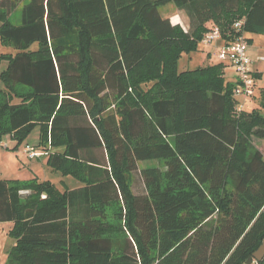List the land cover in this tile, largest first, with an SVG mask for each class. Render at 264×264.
<instances>
[{
	"label": "trees",
	"instance_id": "1",
	"mask_svg": "<svg viewBox=\"0 0 264 264\" xmlns=\"http://www.w3.org/2000/svg\"><path fill=\"white\" fill-rule=\"evenodd\" d=\"M18 2L0 0L12 49L0 52V140L17 149L37 127L32 146L54 147L47 165L79 185L0 176L14 238L3 264H248L264 238V154L249 150L264 138V85L238 109L227 64L178 62L213 26L221 45L264 35V0H29L14 24ZM168 3L186 28L163 15ZM148 161L162 163L138 167Z\"/></svg>",
	"mask_w": 264,
	"mask_h": 264
},
{
	"label": "rangeland",
	"instance_id": "2",
	"mask_svg": "<svg viewBox=\"0 0 264 264\" xmlns=\"http://www.w3.org/2000/svg\"><path fill=\"white\" fill-rule=\"evenodd\" d=\"M29 0H20L16 5V8L8 15L9 21L14 24L20 23L21 17V9ZM163 15H171L177 13L180 16L176 17V20L179 23L185 24L186 22H182L185 20V15L182 11H178L173 3H168L161 9ZM175 19H173L174 22ZM180 26H182L180 24ZM184 26V25H183ZM247 37L250 35L246 34ZM250 41H247L248 49L247 53L251 59L250 67L253 73H260L259 76L255 77L257 87H262L264 85V35L257 34L251 37ZM215 42L213 41L209 45H205L201 43L198 46V49L194 52H191V57L189 55L184 54L183 57L180 58L178 62V68L183 69L185 63L190 59V61L186 64L187 69H193L197 66H203L208 63H217L219 62L217 58L218 49L214 48ZM12 49L9 47H4L0 45V52H10ZM208 53H210L209 56ZM187 59V60H186ZM2 68V64L0 65V69ZM224 70H226V74L231 76L232 68L228 65L225 66ZM223 70V71H224ZM234 79V75H233ZM259 97V89H255L254 97H251L247 101L242 98H238L239 101L245 107L248 104V108L255 107L258 104ZM39 138V129L36 127L33 131L28 135V137L18 146L17 149H14L15 141L10 139L9 136H5L0 140V176L6 179H18L20 181H26L33 177H37L39 180H50L55 186L63 190L65 186L73 187L79 185L78 181L70 178L63 177L60 172H56L52 170L46 161L47 150L53 151L55 148L49 146L39 147L40 150L44 151V155L41 157H29L27 154L23 152V147L28 145H36ZM258 149L264 154V138H257L255 136L251 137L250 140V149L255 150ZM57 150H61L57 148ZM161 164V161H148V162H139L138 167H142L144 165H154ZM143 189L141 182L139 181L137 172H133L132 174V191L135 193L141 191ZM44 196V194H43ZM119 204L112 203L105 210V221L107 224L115 227L112 232H107V234L113 238V240L121 239L126 234L125 228V219L120 218L119 212ZM10 228L9 223H0V264H3L8 251L11 246L14 244V238L8 235V229Z\"/></svg>",
	"mask_w": 264,
	"mask_h": 264
},
{
	"label": "built area",
	"instance_id": "3",
	"mask_svg": "<svg viewBox=\"0 0 264 264\" xmlns=\"http://www.w3.org/2000/svg\"><path fill=\"white\" fill-rule=\"evenodd\" d=\"M241 22L235 23V28L238 30ZM220 39V32L216 26L206 32L202 39L205 45L211 44L213 41ZM248 45L244 37V33L238 35L233 41L220 45L217 51L219 62H224L232 68L234 76L237 80V85L234 88V96L248 100L255 95V80L253 71L250 67L251 59L247 53ZM243 104H238V109H241ZM23 152L29 157H39L43 154L42 150H37L33 146H26Z\"/></svg>",
	"mask_w": 264,
	"mask_h": 264
},
{
	"label": "crops",
	"instance_id": "4",
	"mask_svg": "<svg viewBox=\"0 0 264 264\" xmlns=\"http://www.w3.org/2000/svg\"><path fill=\"white\" fill-rule=\"evenodd\" d=\"M178 11H179V10H178ZM176 17H179V19H180V21H181V18H180V16H178L177 13L169 15L170 21H171V23L174 24V25H175V24H178V22H177V20H176ZM173 19H175L174 22H173ZM182 22H186V23H187L186 16H185V20H182ZM180 24L182 25L183 28H186L185 24L179 23V25H180ZM183 25H184V26H183ZM186 25H187V24H186ZM209 25L212 26L210 23H209ZM246 34L250 35V37H247ZM253 35H255V34H253V33H244V37H245V39H252L251 37H253ZM220 45H221V41H220V39H218V40L215 42V46H214V48H215V49H216V48L218 49ZM190 54H191V53H190ZM190 54H188V55H189L188 57H191ZM186 55H187V54H186ZM209 55H210V53H208L207 56H209ZM182 57H183V56H182ZM186 60H187V59H186ZM189 61H190V59H188V61L185 63V66H186V64H187ZM185 66H184L183 69H187ZM233 75H234L233 70H231V76H228V75L226 74V70H224V77L226 78L227 81H233ZM9 138H10V137H9Z\"/></svg>",
	"mask_w": 264,
	"mask_h": 264
},
{
	"label": "water",
	"instance_id": "5",
	"mask_svg": "<svg viewBox=\"0 0 264 264\" xmlns=\"http://www.w3.org/2000/svg\"><path fill=\"white\" fill-rule=\"evenodd\" d=\"M264 257V238L258 248L252 253V256L247 259V263L250 264L252 260L260 261Z\"/></svg>",
	"mask_w": 264,
	"mask_h": 264
},
{
	"label": "bare ground",
	"instance_id": "6",
	"mask_svg": "<svg viewBox=\"0 0 264 264\" xmlns=\"http://www.w3.org/2000/svg\"><path fill=\"white\" fill-rule=\"evenodd\" d=\"M26 146H32V145H26ZM26 146H24L23 148H25ZM33 147H34V146H33ZM34 148H35V147H34ZM35 149L39 150V148H35ZM42 152H43L42 155H44V151H42ZM42 155H41V156H42ZM41 156H39V157H41ZM39 157H38V158H39Z\"/></svg>",
	"mask_w": 264,
	"mask_h": 264
}]
</instances>
